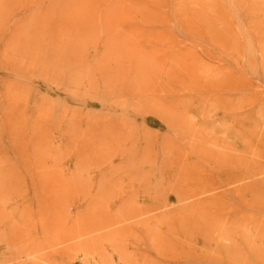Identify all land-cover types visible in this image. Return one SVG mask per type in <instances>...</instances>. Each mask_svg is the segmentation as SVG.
<instances>
[{
	"label": "rangeland",
	"instance_id": "1",
	"mask_svg": "<svg viewBox=\"0 0 264 264\" xmlns=\"http://www.w3.org/2000/svg\"><path fill=\"white\" fill-rule=\"evenodd\" d=\"M4 1L0 264H264V0Z\"/></svg>",
	"mask_w": 264,
	"mask_h": 264
},
{
	"label": "bare ground",
	"instance_id": "2",
	"mask_svg": "<svg viewBox=\"0 0 264 264\" xmlns=\"http://www.w3.org/2000/svg\"><path fill=\"white\" fill-rule=\"evenodd\" d=\"M10 1H12V0H10ZM31 1L34 2L35 6L38 8L37 14H34L31 18L30 17L29 18L28 17L23 18V16H21L23 19H20V20H23V21L22 22L18 21V22L21 24H26V23H28V24H26V26H24V25L20 26L16 30L15 35L18 37L25 35V37H29L30 39H33L34 35H40L43 32H41L40 34H38V33L35 34L34 32H32V27H34V29L36 31H38V29H40V31H44V30L48 31L47 28H50L49 32H50V35L52 36L51 40H53V42H55L56 40H59L57 38H81V35H83L82 34V28H76L75 23L80 24V25H85L89 20H97V21L98 20H104L103 22L109 20V22H114V20H120L119 18L128 19L129 15H127V14H124L121 12H120L121 15L117 14V12H118L117 10L120 11L121 9H123L122 8L123 5L131 4L134 2V3L143 4L144 6L149 7V5L152 3H155V2L159 3L160 2L159 0H132V1L131 0H112V3L106 4L104 10L101 13L100 12L92 13V9L94 7H91V5H90L91 3H88L90 0H48L47 4L43 5L44 6L43 10H42V8L41 9L39 8L40 7L39 5L43 4V0H31ZM195 1H197V0H195ZM189 2H187L185 0H179L180 4H185V3H189ZM22 3H24V2H22ZM5 4H7L6 1L0 0V26L2 24L4 25L5 24L4 20H6V19H4V18H6V14H5V9L3 8V6ZM19 6H20V3H19ZM21 6L23 7L24 5H21ZM33 7H32V9H33ZM5 8H6V6H5ZM18 9H19V7H18ZM24 14H25V12H24ZM24 17H26V16H24ZM26 20H28V21H26ZM13 21H15V20H13ZM18 22H17V24H18ZM36 26H37V28H35ZM38 27H40V28H38ZM66 27H72L74 29H69L70 31L65 30L64 28H66ZM43 35L44 34H42L41 36L43 37ZM44 36L47 37L46 33ZM61 36H64V37H61ZM7 48H8V44L4 46V49H3L4 53L7 52V50H8ZM50 48L52 49V50L51 49L50 50L54 52L53 54H55L56 53L55 52V46L53 44H51ZM29 49L34 51V52H37V50L39 48L35 47L34 45L31 44ZM27 50H28V48L27 49L24 48V51H27ZM32 51L31 52L29 51L31 53V55H32ZM38 51H40V50H38ZM29 52H27V54L30 55ZM24 53H26V52H24ZM9 233H11V232H9ZM8 236H12V233H11V235H8ZM14 238L12 237V239H14ZM9 239H11V237H9ZM16 239H17V237H16ZM12 241H15V239Z\"/></svg>",
	"mask_w": 264,
	"mask_h": 264
}]
</instances>
